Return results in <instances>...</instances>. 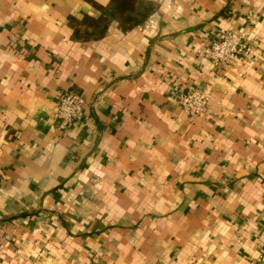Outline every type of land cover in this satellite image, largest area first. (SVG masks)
Returning <instances> with one entry per match:
<instances>
[{
	"label": "crops",
	"instance_id": "obj_1",
	"mask_svg": "<svg viewBox=\"0 0 264 264\" xmlns=\"http://www.w3.org/2000/svg\"><path fill=\"white\" fill-rule=\"evenodd\" d=\"M91 1L0 0V264H264V0H139L144 25L77 41ZM230 32L251 57L216 67Z\"/></svg>",
	"mask_w": 264,
	"mask_h": 264
},
{
	"label": "built area",
	"instance_id": "obj_2",
	"mask_svg": "<svg viewBox=\"0 0 264 264\" xmlns=\"http://www.w3.org/2000/svg\"><path fill=\"white\" fill-rule=\"evenodd\" d=\"M202 57L222 68L233 65L241 57H251V53L243 37L230 32L220 39L211 40L202 51ZM209 102L207 92L192 90L181 94L178 104L186 116L197 118L207 111ZM85 113L86 100L79 93L71 91L57 98L52 116L58 129L67 130L79 124ZM258 262L264 263V247L260 250Z\"/></svg>",
	"mask_w": 264,
	"mask_h": 264
},
{
	"label": "trees",
	"instance_id": "obj_3",
	"mask_svg": "<svg viewBox=\"0 0 264 264\" xmlns=\"http://www.w3.org/2000/svg\"><path fill=\"white\" fill-rule=\"evenodd\" d=\"M100 12L98 17L83 14L69 17L73 39L81 42L103 39L112 23L116 22L123 31L132 30L145 24L153 15L156 5L139 0H110L106 6L91 1Z\"/></svg>",
	"mask_w": 264,
	"mask_h": 264
}]
</instances>
